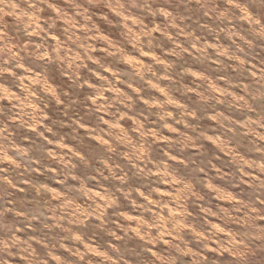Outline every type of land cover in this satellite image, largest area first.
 I'll use <instances>...</instances> for the list:
<instances>
[{
	"label": "rangeland",
	"instance_id": "rangeland-1",
	"mask_svg": "<svg viewBox=\"0 0 264 264\" xmlns=\"http://www.w3.org/2000/svg\"><path fill=\"white\" fill-rule=\"evenodd\" d=\"M241 9L264 0H0V264H264Z\"/></svg>",
	"mask_w": 264,
	"mask_h": 264
},
{
	"label": "clouds",
	"instance_id": "clouds-1",
	"mask_svg": "<svg viewBox=\"0 0 264 264\" xmlns=\"http://www.w3.org/2000/svg\"><path fill=\"white\" fill-rule=\"evenodd\" d=\"M249 7H252V4L249 3ZM242 15L249 19V22L253 25H258L260 31H264V23H259V21H264V12H257L255 15H249L243 9H241Z\"/></svg>",
	"mask_w": 264,
	"mask_h": 264
}]
</instances>
